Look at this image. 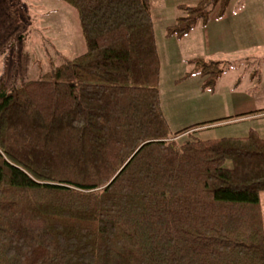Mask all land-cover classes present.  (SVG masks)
Wrapping results in <instances>:
<instances>
[{"label": "trees", "instance_id": "obj_1", "mask_svg": "<svg viewBox=\"0 0 264 264\" xmlns=\"http://www.w3.org/2000/svg\"><path fill=\"white\" fill-rule=\"evenodd\" d=\"M85 51L0 91V264H264V139L171 132L150 0H54ZM230 0L179 6L167 39ZM213 89L220 62L197 59Z\"/></svg>", "mask_w": 264, "mask_h": 264}, {"label": "rangeland", "instance_id": "obj_2", "mask_svg": "<svg viewBox=\"0 0 264 264\" xmlns=\"http://www.w3.org/2000/svg\"><path fill=\"white\" fill-rule=\"evenodd\" d=\"M150 1L162 111L171 132L264 107V0H230L220 19L217 5L207 22L199 21L181 40L167 39L166 28L184 16L179 6L202 0ZM84 51L76 12L67 6L54 0H0V91L38 80ZM197 59L222 64L224 74L213 89L204 88V78L194 73ZM232 122L197 136L203 141L243 137L255 126ZM260 210L264 222V192Z\"/></svg>", "mask_w": 264, "mask_h": 264}, {"label": "crops", "instance_id": "obj_3", "mask_svg": "<svg viewBox=\"0 0 264 264\" xmlns=\"http://www.w3.org/2000/svg\"><path fill=\"white\" fill-rule=\"evenodd\" d=\"M181 39H178V40H181ZM178 42H180V41H178ZM260 110L263 111L264 110V107L258 108V110H254V111H260ZM236 115H240V114H236ZM236 115H234V116H236ZM232 123H234V122H232ZM235 123H244V124H246V123H252V124H255L254 127L249 128L248 133L253 130L261 138L264 139V113L257 114V115H253V116H246V117H243V118H239L237 121H235Z\"/></svg>", "mask_w": 264, "mask_h": 264}]
</instances>
